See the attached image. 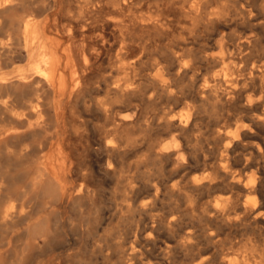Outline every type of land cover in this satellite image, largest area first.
<instances>
[{
  "label": "clouds",
  "instance_id": "9594fccd",
  "mask_svg": "<svg viewBox=\"0 0 264 264\" xmlns=\"http://www.w3.org/2000/svg\"><path fill=\"white\" fill-rule=\"evenodd\" d=\"M255 2L258 9L264 11V0ZM99 3L100 0H96L93 7H99ZM124 3H130V0H115L114 6L119 8ZM206 3L207 0H183V4L188 5L186 14L197 20H203L200 5ZM219 3L220 10H213L210 15L204 14L208 15L205 23L213 18L223 20L235 8V0H219ZM241 9H235L238 16L245 12L249 19L256 16L251 8ZM134 20L166 27L160 23L158 15L138 16ZM118 25L122 27L115 38L108 36L105 39L98 31L95 46L88 47L83 41L76 45L81 62L72 88L76 96L68 105L69 115L60 117L61 134L66 137L62 160L69 182L68 195L61 197L55 215L63 221L61 230L67 229L70 235L81 236L92 246L91 253L86 248L82 254L85 261L104 264L109 258L106 250L113 248L119 251L124 264H136V259L144 264L142 253L134 259L135 254L140 252L135 245L141 240L152 246L162 245L183 220L174 196L182 194L187 198L190 193L185 191V187L188 185L199 189L206 182L209 185L216 183L214 171L204 170L200 173L197 168H189L196 154L204 151V144L209 142L211 136V133L205 135L207 129H202L199 121L208 116L219 123L222 113L217 105L222 101L218 93L224 92L229 100L232 99L231 90L239 87L233 81L243 78L239 73L243 65L235 64L231 59L224 62L225 56L231 57L232 53H226L222 46L219 51L202 53L201 59L213 57L221 66L203 76L197 88L196 77L200 73L193 67L196 57L192 55L191 48H184L180 52L169 49L178 64L173 76L167 65L153 55L156 50L146 47V41L139 45V54L129 58V52H134L132 45L136 39L123 20ZM66 35L70 38L68 47L71 49V28L67 29ZM189 38H197L195 25L188 29L187 37L178 35L175 40L187 42ZM146 54L150 59H143ZM149 64L150 68L147 67ZM261 67L264 69V66ZM232 70H235V74ZM39 73L44 75L43 72ZM186 77L187 82H184ZM221 77L224 85L217 83ZM177 81L180 83L177 84ZM186 89L199 93L200 103L185 99V103L173 111L172 104L178 103L181 97H187ZM210 96L214 99H210ZM162 99L165 103L156 108L155 105L160 104ZM262 99L264 96L249 95L246 105L251 107ZM69 100H72L71 96ZM37 110L38 107L34 108V111ZM43 119L40 116V120ZM259 119L264 120V116ZM243 130L256 131L243 122L234 129L220 127L215 131L213 139L228 137L222 145L223 162L219 165L225 172L230 171L227 165L228 150L234 142L240 141ZM185 169L192 173L187 179L182 174ZM257 183V178L244 183L249 195L241 201L243 212L236 211V202L231 196L219 195L208 199L200 213H192V218L203 224L205 239L217 242L213 239L217 236V230L238 226L246 214L264 217V211L259 210L264 208V204H261L264 201V187L259 189L258 198L253 194L257 191ZM261 184L264 185V182ZM57 191L63 193L65 189L58 188ZM193 203L194 198L186 207L191 209ZM197 238L198 233L193 228L184 232L179 244L186 250V255L191 252L189 246L197 245ZM126 243H129V247H125ZM165 253L164 259H167L171 250L165 249ZM197 256L198 249L192 253V264H205L206 261L212 264L211 257L197 259ZM222 259L236 264L235 257L227 253Z\"/></svg>",
  "mask_w": 264,
  "mask_h": 264
},
{
  "label": "rangeland",
  "instance_id": "374dc122",
  "mask_svg": "<svg viewBox=\"0 0 264 264\" xmlns=\"http://www.w3.org/2000/svg\"><path fill=\"white\" fill-rule=\"evenodd\" d=\"M72 1H69V9L71 10L72 15L74 13L73 16L75 17H73V19L76 25H85L83 28H81V30H83L82 32L87 41H95L98 30L102 35L105 34V39L108 38V36L115 38L119 35L122 27L118 25V22L124 20L123 23L126 25L131 22L128 25V30H132L131 32L136 39V43L132 45L134 52H129V58H133L134 55L139 54L141 51L139 48V41L140 43L146 41V47L149 48V50H156L154 52L155 56L160 59V62L167 65L168 71L170 69L169 72L173 76V73H175V68H173V66L177 67L178 64L176 63L177 61L169 49L171 48L176 52H180L184 48H191L192 55L196 57L193 67L194 69H198L200 73L196 77V87H199V84L203 80V76L207 75L209 71H216L221 66L220 62L213 57H208L207 60L201 59L200 57L202 56V53L219 51L222 46L226 53H232L231 57H228L227 55L225 56L224 62H227L228 59H231L233 63L243 65V67L239 70V73L242 74L243 78L233 81V83H236L239 85V87L231 90L232 99L229 100L228 96L224 94V92H219L221 95L224 94L223 96H225L220 97L222 103L217 105L218 111L222 113L219 123H217L215 119H210L208 116H204L199 121L201 128L207 129L205 135L209 136V133H212L211 136H209V142L204 144V151L202 153L196 154V159L195 161L190 162L189 168H197L199 169L200 173H202L204 170L214 171L216 183L209 185L206 182L205 185L201 186L202 189H195L191 185H188L189 187L186 186L185 191L190 193L187 198H185L182 194H176L174 196V200L179 204L178 211L183 216V220L179 225L176 226L175 232H173L167 239L163 241L162 245L157 244L152 246L150 244H145L143 240L137 243L135 247L140 249V252L135 254L134 259L138 258L142 253L144 264H192V253H195L198 249V256L196 258L198 259L199 257L209 256L212 258V264H229L228 261H224L222 259L225 253H227L230 257H235L236 264L262 263L260 258L264 257V217H254L252 215L246 214L243 222L239 223L238 226L230 227L229 229L223 231L217 230V236L213 238L217 242L213 243L212 241H208L204 238V226L199 220L192 218V213H200V210L203 208L208 199L219 195L231 196L233 201L236 202V211L238 210L237 212H243V205L241 201H243L246 196L249 195L248 190L244 187V183L248 179L257 178V191L253 193L257 196V198L259 197V189L264 187V185L261 184V182H264V171H262L264 170V151H261L264 149V142H262L264 141V120L259 119V117L264 116V99L256 101L251 107L246 105V99L249 95H252L253 97L264 96V69L261 67L264 66V11L258 9L255 0H246L245 2L243 0H235V8L229 12L228 17L223 20H217L213 18L211 22L205 23V21L208 20V15H204L205 13L210 15L213 10H220L219 0H207L206 4L200 5V12L202 16H204L203 20L190 18L185 13V9L188 7V5L183 4V0H174V3L172 2L173 4L168 3L167 0H130V3L120 4V7H123L122 9L120 7L117 8L111 7L110 5H105L104 7L95 10V12H79V2L77 0ZM133 3L134 5H132ZM138 4H140V8H138ZM180 5H183L181 6V9L179 8ZM241 5H243V9H241ZM150 7L154 10H149ZM163 7L166 10H164ZM247 8H251L252 11L256 13V16L249 19L246 12L244 15L238 16L235 11V9H241V11H243ZM56 10L57 7L51 13L52 18L54 17L53 13H55ZM106 12L109 14H106ZM78 14H80V16ZM94 14L97 16L95 15V17ZM84 15L90 16L85 17ZM138 15H158L161 21L160 23L166 25V27H160V29L158 26V29H156L157 32L143 31L140 33L137 29L139 26V21H136L138 24L136 27V23L133 19ZM194 15L195 14H193V16ZM77 17H79V19H76ZM109 17H112L113 19H109ZM98 18H101L103 21L105 19L104 22L108 28L104 26V29L100 31L95 22L97 21L95 19ZM187 20H189V22ZM61 21H63V19ZM92 22L95 23L90 24ZM132 24H134L133 27L131 26ZM167 24L169 25L167 26ZM90 25H93L96 30ZM194 25L196 37L198 36L196 39L189 38L187 42L175 40V37L178 35H186L185 37H187L188 29L192 28ZM87 27L88 31H86ZM171 27H174L173 30ZM169 29L171 30L168 31ZM161 30L164 32H161ZM165 33L169 35L167 36ZM146 34L148 35L146 36ZM150 34H152V38L149 36ZM81 38L83 37L76 36L75 40L78 41ZM153 41H155V43ZM63 45H65V43H63ZM161 53H163V55H161ZM147 56L148 54L145 55V57ZM145 57H143V59H145ZM173 57L175 61H172ZM145 60H148V57ZM167 61L168 64L164 63ZM34 62L35 59L25 57L22 59H15L14 74H28V68L31 67ZM138 62L137 67H139ZM173 62L175 63L172 64ZM147 67H150V65ZM229 67L231 68V66ZM232 71L235 74V70ZM190 75L191 72H189V76ZM218 81L217 83L220 85L225 84L222 77ZM184 82H187V77L185 78ZM179 83L180 81H177V84ZM245 84L247 85L246 87H244ZM185 91L188 93L187 97H181L179 98L178 103L172 104L173 111H176L178 108H180L185 103V99L192 100L195 103H200L201 97L199 93L195 92L194 90L192 92H188L186 89ZM240 92L242 94H240ZM213 98L214 97L210 96V99ZM57 99L60 101L59 104L56 102V115L55 117L49 119V122L47 123L48 125L45 124L46 126L44 125L42 127L30 129L26 124L12 122L15 132L10 138L12 141L9 140V144L12 142L10 147H12L13 151L11 152L10 158L8 160L9 177L7 190L5 192L10 194L14 199H25L27 206L24 216L16 215V218L14 217L16 220L13 218L6 230L0 228V243L1 245L7 243L6 249L8 250V253L5 254L2 259H0V264H93L92 261H85L82 256L86 248L91 253L92 246L89 245L87 241L81 236H72L69 234L67 229L61 230L60 225L63 221L62 219H57L55 215L56 211H58V205L61 202V197H67L68 195L67 187L69 182L66 178V173L63 168L61 169L60 174L56 177V190L58 188H63L65 189L63 193H58L56 190L54 191L55 193L49 192V196L48 192L45 194L42 193L43 195L39 193L41 196H43L41 197L39 194H35L30 186V179L39 166V156L45 158L51 153V151L55 149H58L62 156L65 152L64 140L66 137L61 134L60 117L62 115L66 118L69 115L68 105H70L75 98H73L70 102L66 100L65 95ZM16 101H21V98H18ZM164 103L165 100L162 99L161 103L156 104L155 107L160 108ZM208 110L209 112L211 111V106H209ZM248 118H250V120ZM240 122L248 124L250 128L255 129L256 131L255 133L249 132L248 130L241 131L240 141L235 142L238 145L234 143L233 147L228 150L227 165L230 171L225 172L223 168L219 167V165L223 162L221 159V147L223 145L222 142L228 139V137H221L218 140L213 139V137L215 136V131L217 128L224 127L226 129H234ZM193 123H196L195 119ZM20 137L23 138L21 139ZM255 137L259 138L257 139ZM15 140L17 142H14ZM19 145L20 147L22 146L20 149L18 148ZM257 145H259V147H257ZM182 174L184 175V179H187L192 173L189 172L188 169H185L183 170ZM183 182L184 181L182 180L181 183ZM242 186L244 187L243 189L241 188ZM24 191V194L21 193ZM163 191L164 188L162 186V200L164 199ZM38 195L40 196L39 198ZM193 198V207L189 209L186 207V204L191 203ZM261 204H264V201H261ZM158 207H160V205H158ZM260 211H264V208H261ZM209 226L211 225L209 224ZM188 228L195 229V231L198 233V238L197 245L189 246L191 248V252L186 255V250L183 249V246L179 244V241L183 236L182 234H184ZM34 231L38 232V236H34ZM33 240L35 242H33ZM73 240H75L76 243L73 244ZM129 243H126L125 247H129ZM21 246L24 250L23 256L19 255V248H21ZM165 249L171 250V255H169L167 259H164L166 255ZM106 251L109 258L104 262V264H124V261L121 259L117 249L109 248ZM136 264H140L139 259H136ZM205 264H208V262L206 261Z\"/></svg>",
  "mask_w": 264,
  "mask_h": 264
},
{
  "label": "bare ground",
  "instance_id": "6f19581e",
  "mask_svg": "<svg viewBox=\"0 0 264 264\" xmlns=\"http://www.w3.org/2000/svg\"><path fill=\"white\" fill-rule=\"evenodd\" d=\"M69 1L70 0H0V5H3V6H0V228H3L4 230L7 229L8 225L10 224V222L12 221V219L16 215L17 216L18 215L24 216V214L26 213V206H27L26 205L27 203H25V199H23V198L22 199H20V198L14 199L10 194L5 192L7 190L8 177H9L8 160L10 158L11 152L13 151L12 147H10L11 146L10 144H12V142L10 144H9V142L12 141V140H10V138L14 135V132H15L12 122L19 123V124H26L30 129H33L36 127L44 126L45 124H47L49 122V119H51L52 117H55V115H56V110H55L56 102H57V104H59V101H60L57 98H60L61 96L65 95L66 100L68 102H70L71 100H69V97L71 96L73 99L76 96V93L72 92V88L74 86L75 73H78L80 71V63H81L79 58H78L76 45L79 44L81 41H83L88 47L95 46V41H93V40H92L93 42L87 41L83 32H82L83 30H81V28H83L85 25H81V24L76 25V23L74 22V19H73V17H75V16H73L74 13L71 16L69 15V13H71V10L69 9L70 8L69 7V4H70ZM77 1L79 2V4H78L79 5V7H78L79 12H83V11H86V12L94 11L95 12V10L102 8L105 5H110L111 7H115L114 6L115 0H113V2H108V0H100L99 7H93V5L96 3V0H77ZM243 1L245 2L246 0H243ZM134 3L132 5H134ZM182 3H183V1H182ZM76 4H77V2H76ZM162 4H163V2H162ZM241 4H243V3H241ZM181 6H183V5H180V7H179L180 9H181ZM56 7H57V10L55 13H53L54 17L52 18L51 13L54 11V9ZM154 7H155V5H154ZM138 8H140V4H138ZM179 8H178V11H179ZM151 9H153V8L150 7L149 10H151ZM131 10H132V7H131ZM159 10H161V9H159ZM164 10H166V9L164 8ZM204 10H206V9H204ZM116 11H118V10H116ZM107 13L108 12H106V14ZM109 13H110V10H109ZM88 14H90V13H88ZM112 14H114V13H112ZM78 15L80 16V14H78ZM95 15L96 14H94V16ZM144 15H146V14H144ZM87 16H90V15H86L85 17H87ZM98 16H100V15H98ZM101 16H102V14H101ZM138 16H140V15H138ZM144 17H151V16L148 15V16H144ZM101 18L95 19L97 21H95L93 19L96 22V25L99 27L100 31H102L104 29V26L107 27V25L104 22L105 19L103 21ZM62 19H63V21H61ZM163 19H165V18H163ZM217 20H219V19H217ZM187 21L189 22V20H187ZM95 22H92L90 24H93ZM135 23H136V27H137L138 24L136 21H135ZM170 23H171V21H170ZM168 25L169 24H167V26ZM90 26L93 27V25H90ZM131 26L133 27L134 24H132ZM158 26L159 25H153L151 23L139 22V26H138L139 28L137 27V29L139 30L140 33L143 31H147V32L148 31H156V29H158ZM88 27H87V30L85 29L86 31H88ZM68 28H71L72 34H73L72 38H71L72 39L71 49H69V47H68V45L70 43V38L66 35ZM173 28H172V30H173ZM132 29H134V28H132ZM170 30L171 29H169L168 31H170ZM131 31L132 30H130V32ZM161 32H164V31L161 30ZM166 33H167V30H166ZM116 34H115V36H116ZM147 35L148 34H146V36ZM151 35L152 34H150L149 36H151ZM76 36H81L83 38L76 41L75 40ZM143 36H141V37H143ZM151 38H152V36H151ZM148 39H150V38H148ZM145 40H146V38H145ZM152 40H150V41H152ZM154 40H156V39H154ZM153 42L155 43V41H153ZM63 43H65V45H63ZM149 43L152 44L151 42H149ZM140 44L141 43L139 41V45ZM154 55H155V53H154ZM24 57L35 59L34 64L28 68L29 73L28 74H24V73L23 74H14L15 59H22ZM147 57H148V59H150L149 56H147ZM147 57H145V59H147ZM173 59H174V57H173ZM173 59H172V61H175V59L174 60ZM164 63L168 64V61L164 62ZM174 63L175 62H173L172 64H174ZM175 65H177V64H175ZM173 68H176V67L173 66ZM169 71H170V69H169ZM173 71H174V69H173ZM39 72H43L44 75H41ZM250 75H251V73H250ZM220 82H221V80H220ZM81 83H83V80L81 81ZM241 92H240V94H242ZM218 95L220 97H225V96L221 95L220 93ZM18 98H21V101H16ZM55 99H57V100H55ZM223 102H224V100H223ZM37 107H38V110L34 111V108H37ZM243 112H244V110H243ZM247 114H248V112H247ZM40 116H43L44 119L40 120ZM248 119L250 120V118H248ZM49 127H50V125H49ZM31 133H33V132H31ZM20 138H19V140H20ZM14 142H17V141L15 140ZM235 144H237V143H235ZM21 147L19 145L18 148L20 149ZM254 151H255V149H254ZM62 157L63 156L61 155V153L59 152L58 149L51 151V153L48 156H46L45 158H42L39 156V166L30 179V186H31L32 191L35 194L41 193V195H43L42 193L45 194L46 192H48V196H49V192L53 193L56 190V187H57L56 186V177L60 174V171L63 168ZM240 157H241V155H240ZM251 158H252V156H251ZM238 159H239V157H238ZM238 159H237V161H238ZM241 161H242V159H241ZM241 188L243 189L244 187L242 186ZM21 193L24 194L25 191L21 192ZM39 195H38V198L41 196V195L40 196ZM50 195H52V194H50ZM242 195H243V193H242ZM46 196H47V194H46ZM41 197H43V196H41ZM32 198H33V196H32ZM259 210H261V209H259ZM17 221H19V220H17ZM35 235L38 236L37 231H34V236ZM40 237H41V235H40ZM21 238H20V240H21ZM33 242H35V241L33 240ZM6 247H7V243H5L3 245H1V243H0V250H1L0 259H2L3 256L8 253V250L6 249ZM17 249H18V247H17ZM17 249H16V252H17ZM19 249H20L19 255L23 256L24 250H23L22 246ZM260 260L262 262L260 264H264V257H261Z\"/></svg>",
  "mask_w": 264,
  "mask_h": 264
}]
</instances>
